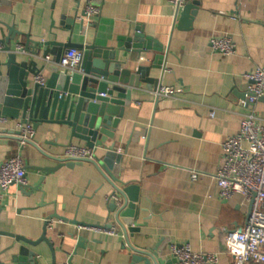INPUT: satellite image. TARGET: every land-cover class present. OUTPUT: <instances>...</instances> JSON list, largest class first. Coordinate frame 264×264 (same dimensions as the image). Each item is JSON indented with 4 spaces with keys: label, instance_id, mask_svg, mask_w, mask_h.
I'll return each mask as SVG.
<instances>
[{
    "label": "crops",
    "instance_id": "1",
    "mask_svg": "<svg viewBox=\"0 0 264 264\" xmlns=\"http://www.w3.org/2000/svg\"><path fill=\"white\" fill-rule=\"evenodd\" d=\"M188 3L195 15L186 29L183 8L177 16L169 0H2L0 42L9 39L14 53L21 45L23 51L16 52L21 60L35 59L25 52L32 42L66 43L67 25L82 20L87 33L75 36L80 43L116 47L118 38L140 31L167 54L166 69H152L151 77L182 93L157 103L146 85L134 90L115 138L96 150L105 168L84 162L46 173L60 165L67 146L85 143L43 126L22 148L11 135L21 120L3 123L0 165L21 156L27 185L24 191L17 185L0 189V264H146L133 260V248L177 264L172 244H189L195 253L218 256L217 264H234L226 233L245 226L251 203L239 196L222 198L216 176L223 166L222 145L239 133L241 121L251 114L264 127V98L243 106L250 86L246 75L264 69V0ZM88 8L98 13L88 16ZM90 23L97 28H88ZM221 37L233 40V56L212 50L211 40ZM157 54H130L129 68H152ZM7 58L0 52V64ZM38 61L47 82L52 64ZM194 172L200 174L196 182ZM126 186L139 187V233L121 242L119 236L82 227L116 228L110 205L117 200L116 188ZM46 223L47 242L40 241ZM80 238L86 249H77Z\"/></svg>",
    "mask_w": 264,
    "mask_h": 264
},
{
    "label": "water",
    "instance_id": "2",
    "mask_svg": "<svg viewBox=\"0 0 264 264\" xmlns=\"http://www.w3.org/2000/svg\"><path fill=\"white\" fill-rule=\"evenodd\" d=\"M191 9L193 5L188 3L181 11V23L184 20L186 29L195 15V12L190 13ZM85 23V20H82L79 23L75 22L74 25H67L66 30L70 31L71 37L66 43H60L57 40L47 43L29 40L35 46L25 52L31 53L36 60H21L20 56L13 52L9 39L0 42V52L8 54L6 63L0 64V126L2 119L21 120L22 125H32L35 132L40 127L49 126L52 127L50 131L58 137L69 134L71 140H80L87 148L97 150L108 138H115L116 130L124 118L125 108L132 103L134 90H141L143 84L150 92L161 87V79L151 77V70L164 71L167 54H163L161 48L151 44L152 38L137 31L130 36L118 38L116 47L107 44L99 45L96 42L91 44L76 42V35L85 36L87 33ZM87 26L97 28V25L91 23ZM50 46L53 49H50ZM71 49H77L82 54L81 64L74 73L59 67L62 56ZM149 51L158 53L152 68L141 66L136 70L129 68L130 54L141 55ZM50 55L54 56V63L49 68L52 74L48 81L41 85L36 78L42 75L45 67H40L38 60ZM3 68L6 69V74ZM159 100L156 98L157 103ZM1 135L8 134L3 132ZM11 135L20 142L19 132ZM28 144L32 142L29 141ZM58 161L60 165L56 168H46L45 172H54L64 166L74 168L81 164L65 159ZM91 163L97 166L100 164L105 168L104 164L98 160ZM20 187L24 191L26 186ZM113 197L119 200L110 205L111 212L116 214L117 221V226L113 229L121 242H124V239L128 241L129 234L140 232L136 223L139 187L116 188ZM252 204L253 202L251 207ZM82 227L99 228L84 225ZM101 229L109 230L110 228ZM47 232L46 223L40 241L47 242ZM0 234L4 232L0 231ZM18 239L28 244L32 243L24 237H18ZM80 248L86 249V240L83 238L79 239L77 249ZM133 251L136 253L133 256L135 262L166 264L163 260L157 261L147 252L135 248Z\"/></svg>",
    "mask_w": 264,
    "mask_h": 264
},
{
    "label": "built area",
    "instance_id": "3",
    "mask_svg": "<svg viewBox=\"0 0 264 264\" xmlns=\"http://www.w3.org/2000/svg\"><path fill=\"white\" fill-rule=\"evenodd\" d=\"M190 0H169L178 12ZM98 13L95 8H88L87 15ZM43 42H45L43 40ZM210 46L214 52L225 56H233L236 46L229 37L213 38ZM22 46H17L21 53ZM1 50V46H0ZM16 51V52H17ZM45 62L53 64L51 56ZM82 61V54L77 49H71L62 56L59 67L62 70L74 73ZM250 82L243 106H254L264 98V69L255 68L246 75ZM36 81L44 85L45 77L42 75ZM160 100H173L182 93L172 87L161 86L158 90L150 92ZM2 119L1 123H6ZM20 147H25L35 136L32 125L19 124ZM223 166L216 176L219 194L226 200L241 197L244 202L252 203L251 212L245 226L239 231L226 233L227 252L234 260V264H264V127L261 126L253 115L246 116L241 121L240 131L236 136L229 137L222 145ZM64 159L72 162H96V150L85 146L71 144L66 147ZM26 165L21 156H14L0 165V189L7 192L11 186L27 185ZM200 174L192 173V180L198 181ZM116 200L117 198L114 197ZM118 202V199L115 201ZM49 224L50 222L47 221ZM51 225V224H50ZM49 225V226H50ZM110 235H116L114 229L94 228ZM171 254L177 264H217L216 255L195 253L189 244H172Z\"/></svg>",
    "mask_w": 264,
    "mask_h": 264
}]
</instances>
